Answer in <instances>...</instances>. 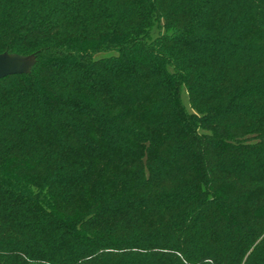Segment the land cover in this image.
<instances>
[{
	"label": "trees",
	"instance_id": "obj_1",
	"mask_svg": "<svg viewBox=\"0 0 264 264\" xmlns=\"http://www.w3.org/2000/svg\"><path fill=\"white\" fill-rule=\"evenodd\" d=\"M4 52L0 264H264V0H0Z\"/></svg>",
	"mask_w": 264,
	"mask_h": 264
},
{
	"label": "water",
	"instance_id": "obj_2",
	"mask_svg": "<svg viewBox=\"0 0 264 264\" xmlns=\"http://www.w3.org/2000/svg\"><path fill=\"white\" fill-rule=\"evenodd\" d=\"M31 59L29 67L21 65L22 61ZM34 61L33 55L22 56L18 54L0 53V78L21 72H28Z\"/></svg>",
	"mask_w": 264,
	"mask_h": 264
},
{
	"label": "rangeland",
	"instance_id": "obj_3",
	"mask_svg": "<svg viewBox=\"0 0 264 264\" xmlns=\"http://www.w3.org/2000/svg\"><path fill=\"white\" fill-rule=\"evenodd\" d=\"M31 59H27V61H22L21 65H25L26 67H29V63H30ZM184 97V95H183Z\"/></svg>",
	"mask_w": 264,
	"mask_h": 264
}]
</instances>
